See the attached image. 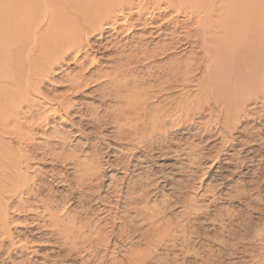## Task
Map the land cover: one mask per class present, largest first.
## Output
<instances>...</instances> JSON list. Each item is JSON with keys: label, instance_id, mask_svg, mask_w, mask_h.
Returning <instances> with one entry per match:
<instances>
[{"label": "rangeland", "instance_id": "obj_1", "mask_svg": "<svg viewBox=\"0 0 264 264\" xmlns=\"http://www.w3.org/2000/svg\"><path fill=\"white\" fill-rule=\"evenodd\" d=\"M42 1L33 2V28L45 24ZM72 1V11L66 1L51 3L64 33L88 9L85 0ZM202 1L204 8L218 7L211 20L223 28H215L213 45L222 51L213 90L197 25L152 6L141 22L83 35L86 46L50 68L37 52L28 55L29 44L19 52L21 63L10 59L1 102L11 110L8 96L17 86L29 103L12 107L16 134H0L1 164L13 160L0 178L21 179L33 195L23 197L25 208H14L17 197L9 200L16 248L0 235V264H262L264 99L248 98L244 76L234 79L223 63L240 37L234 9L230 15L222 0ZM144 48L157 52L129 66L131 93L152 83L150 73L172 57L190 71L185 85L152 89L140 111L112 78L118 62ZM226 79L232 83L224 101ZM177 104L181 116L164 119L162 112ZM18 158L25 160L21 166ZM71 221L86 238L73 252L60 235Z\"/></svg>", "mask_w": 264, "mask_h": 264}, {"label": "bare ground", "instance_id": "obj_2", "mask_svg": "<svg viewBox=\"0 0 264 264\" xmlns=\"http://www.w3.org/2000/svg\"><path fill=\"white\" fill-rule=\"evenodd\" d=\"M63 1H66V11H72L76 5V2L72 0ZM33 2L37 3L38 0H0V82H9V77L7 76L8 70H6L5 67L7 64H10V59L21 63L19 52L26 48L25 45L27 44H29L27 49L28 55L37 52L43 63L50 68L52 61L62 59L69 51L75 50L77 53L80 52L81 49H83V45L86 46V39L83 38V35L102 30V26L117 29L118 27L122 28L126 24H129L128 22L135 19L141 22V17L148 13L149 6H152V8H156L165 13L170 10L181 12L197 25L199 33H195L197 37H199L198 39L201 42V48L204 54L203 61L205 60L206 76L208 75L207 86L210 90H213L216 86L215 78L220 68L218 64L221 62V59L218 58L217 49L220 52L222 49L213 44L216 33L215 28L218 27L219 32L222 31L223 28L215 25L214 21L211 20L218 8L215 4L204 8L202 0H136V2L133 0H85L84 2L88 5L87 12L74 18L76 22L74 31L71 33H64L62 30L58 29L57 23L55 22L56 16L54 17L53 9L57 7L55 4L54 7L51 4L52 2L54 3L55 0L42 1L45 7L43 10L46 9L48 11V15L45 14L42 18L45 24L33 28ZM222 2L223 6H226L224 9L225 12L228 11L230 15L232 8L234 9V18L237 17L238 19L237 25L238 32L240 33V37L236 40L231 54L227 59L229 62H225V60L223 63L226 64L227 67L232 66L227 71H231L232 69V73L236 72L234 74V79L244 76L246 82V95L248 98L258 99L259 97L263 100L264 0H243L242 3L236 6L233 4L235 0H222ZM162 5L164 7H161ZM60 9H63L62 6ZM218 15V19H222L223 15H221V13ZM144 24H146V21H144ZM169 35L173 36L172 33ZM66 47H68L67 50H63ZM156 52L157 51L144 48L140 49L137 53L135 52L134 54L124 57L123 61L117 63L116 75L112 78V82L115 84L117 82L116 86L119 89L129 93L128 100L137 101L140 111L146 109L145 103L150 100L149 92L152 89L163 92L169 90L171 86H181L188 82L187 74L190 71V64L179 62L176 58L172 57L164 63H159L156 66L157 71H152L150 73L148 77L152 80V83L147 82L146 85L140 90H137L136 93H131L132 91L126 86L129 66L139 58L144 60L151 59L155 56ZM225 52L226 50L224 53ZM46 76L47 74H45V77ZM118 77L122 78L124 82L118 81ZM230 83L232 82L226 79L224 101L228 98ZM15 89V94L8 96L11 110L9 107L7 108L5 104H2L1 99L4 97L3 94L5 95V92L0 89V134L9 135L12 134L11 132L16 134V131H13V129L16 128L14 118L18 116V113L17 111L13 112L12 109L18 107L20 110L23 102L29 103L27 93L17 89V86ZM203 91L207 92L206 89H203ZM31 104L33 103H30V105ZM143 104L144 106H141ZM31 106L33 107L34 105ZM182 112V105L177 104L173 109L164 110L162 113L165 119L171 118L172 113L181 116ZM17 138L21 139V134H18ZM2 156L4 155H0V175H3L2 170L4 168H7L8 165H12L13 163V160H7L9 163L2 165L1 162H4L1 158ZM24 161L23 158H18L15 164L21 166ZM12 182V179L11 182H6V180L3 178L1 180L0 178V235L7 238L10 241L11 247L15 249L16 244L12 241L8 228L9 200L17 197V204L14 208H25L26 204L23 201V197H29L33 195V192L21 179L16 180L13 184ZM42 208L43 212L47 213L52 223L58 222V217L52 215L50 206L44 205ZM60 235L65 239L64 244H68L69 252L76 251L77 244L86 240V238L82 236V227H77L74 221H71L68 226H63ZM19 247L23 248V246ZM135 264L139 263L135 262ZM262 264H264V261Z\"/></svg>", "mask_w": 264, "mask_h": 264}]
</instances>
